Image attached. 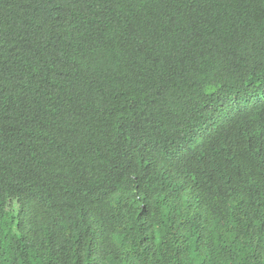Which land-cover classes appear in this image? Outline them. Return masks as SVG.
Returning a JSON list of instances; mask_svg holds the SVG:
<instances>
[{"label":"trees","instance_id":"1","mask_svg":"<svg viewBox=\"0 0 264 264\" xmlns=\"http://www.w3.org/2000/svg\"><path fill=\"white\" fill-rule=\"evenodd\" d=\"M0 264H264V0H0Z\"/></svg>","mask_w":264,"mask_h":264}]
</instances>
